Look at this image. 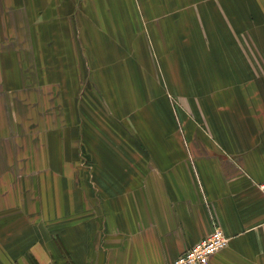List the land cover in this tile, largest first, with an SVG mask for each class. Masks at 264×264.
Wrapping results in <instances>:
<instances>
[{"label": "crops", "instance_id": "1", "mask_svg": "<svg viewBox=\"0 0 264 264\" xmlns=\"http://www.w3.org/2000/svg\"><path fill=\"white\" fill-rule=\"evenodd\" d=\"M262 183L264 0H0V264H264Z\"/></svg>", "mask_w": 264, "mask_h": 264}, {"label": "built area", "instance_id": "2", "mask_svg": "<svg viewBox=\"0 0 264 264\" xmlns=\"http://www.w3.org/2000/svg\"><path fill=\"white\" fill-rule=\"evenodd\" d=\"M259 189L264 196V183L259 185ZM227 244L228 238L215 227L207 237L177 257L173 264H209L212 255L224 249Z\"/></svg>", "mask_w": 264, "mask_h": 264}, {"label": "rangeland", "instance_id": "3", "mask_svg": "<svg viewBox=\"0 0 264 264\" xmlns=\"http://www.w3.org/2000/svg\"><path fill=\"white\" fill-rule=\"evenodd\" d=\"M85 64H87V59H85ZM85 67H86L87 72L85 73L86 74V78H85L86 80L83 81L82 94L91 95V92L95 91V89L91 85L92 84L91 83L92 77H91L90 69H89V67H87V65Z\"/></svg>", "mask_w": 264, "mask_h": 264}]
</instances>
